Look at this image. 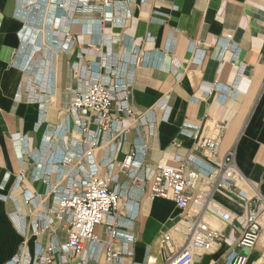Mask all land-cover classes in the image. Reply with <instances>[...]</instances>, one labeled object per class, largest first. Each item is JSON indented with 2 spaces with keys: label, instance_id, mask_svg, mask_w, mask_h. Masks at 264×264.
<instances>
[{
  "label": "crops",
  "instance_id": "0c3cea01",
  "mask_svg": "<svg viewBox=\"0 0 264 264\" xmlns=\"http://www.w3.org/2000/svg\"><path fill=\"white\" fill-rule=\"evenodd\" d=\"M97 78L127 88L141 115L113 109L124 140L105 134L94 151L101 175L111 174L110 188L121 195L133 241L114 248L126 262L168 264L186 241L182 211L150 197L156 167L177 168V158L194 151L185 125L207 135L221 124L220 157L236 149L238 187L264 194V0H0V264H39L43 251L67 242L68 224L53 213L56 193L88 178L89 149L67 114ZM128 155L134 179L122 169ZM214 200L235 220L226 226L204 214L225 242L195 264H223L246 225L249 205L238 190L219 189ZM97 234L104 246L94 255L67 254L63 264H105L106 227ZM242 253L256 264L264 237ZM53 264H61L58 256Z\"/></svg>",
  "mask_w": 264,
  "mask_h": 264
},
{
  "label": "built area",
  "instance_id": "2783aa9c",
  "mask_svg": "<svg viewBox=\"0 0 264 264\" xmlns=\"http://www.w3.org/2000/svg\"><path fill=\"white\" fill-rule=\"evenodd\" d=\"M97 1L105 6L110 5V0ZM230 39L228 37L226 40ZM201 89L210 90L204 86ZM120 92L122 97H119ZM113 109L128 118L138 119L141 116L130 105L127 88L118 90L99 78L87 83L85 90H79L72 99L67 118L76 122L81 142L89 146L83 156L88 178L56 193L59 198L53 213L58 220L67 222L68 240L64 245L48 248L46 256H43V251L39 264H53L54 255L59 257L61 264L66 263L67 254L85 261L91 256L89 252L94 255L96 248L104 246L97 234V228L101 225L106 227L107 235L105 264H134L126 262L123 253L114 248L119 241L130 244L133 237L121 221L123 215L120 192L110 188L111 174L102 176L94 159V151L101 137L110 133L118 136L121 141L126 135V131L118 130L119 118L113 117ZM184 128L192 129L190 137L195 140L194 151L184 159L178 157L177 168L158 165L150 188L152 199L172 200L183 213L181 234L186 237V241L182 247H178L177 254L168 264H195L198 255L210 253L216 245L224 244L223 232L203 219L204 214L210 213L226 226L234 223V215L214 200L215 191L219 189L231 194L238 190V197L249 205L245 217L246 225L236 244L227 250L223 258V264H247L248 256L242 251H251L264 237V194L256 193L250 197L238 187L240 173L236 149L233 148L220 157L224 134L221 124L208 127L207 135L199 127L185 125ZM132 161L133 155H128L122 169L134 179L136 173L130 171ZM200 178H203V185L196 188ZM191 195H195L192 204ZM164 242H171V235L165 236ZM127 254L132 255L130 252ZM260 260L264 261V258ZM82 262L77 264H83Z\"/></svg>",
  "mask_w": 264,
  "mask_h": 264
},
{
  "label": "bare ground",
  "instance_id": "6f19581e",
  "mask_svg": "<svg viewBox=\"0 0 264 264\" xmlns=\"http://www.w3.org/2000/svg\"><path fill=\"white\" fill-rule=\"evenodd\" d=\"M257 263L264 264L263 260H259Z\"/></svg>",
  "mask_w": 264,
  "mask_h": 264
},
{
  "label": "rangeland",
  "instance_id": "374dc122",
  "mask_svg": "<svg viewBox=\"0 0 264 264\" xmlns=\"http://www.w3.org/2000/svg\"><path fill=\"white\" fill-rule=\"evenodd\" d=\"M256 255V253H254V256ZM256 264H260V263H256Z\"/></svg>",
  "mask_w": 264,
  "mask_h": 264
}]
</instances>
